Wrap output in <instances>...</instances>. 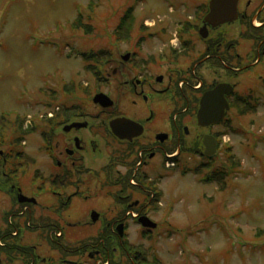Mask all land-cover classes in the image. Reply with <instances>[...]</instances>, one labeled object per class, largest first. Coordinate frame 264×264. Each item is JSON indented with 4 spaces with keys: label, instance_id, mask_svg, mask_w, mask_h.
I'll return each mask as SVG.
<instances>
[{
    "label": "rangeland",
    "instance_id": "374dc122",
    "mask_svg": "<svg viewBox=\"0 0 264 264\" xmlns=\"http://www.w3.org/2000/svg\"><path fill=\"white\" fill-rule=\"evenodd\" d=\"M209 1L0 0V119H5L0 129L7 135L5 141L21 145L22 140L26 141L25 146L17 145V154L13 152L15 158L22 159L21 154H25L36 157L40 165L46 161L40 135L58 107L71 109L74 106L80 111L82 103H89L91 111L96 113L92 99L99 92L111 94L112 100L117 101V85L107 87L101 80L107 68L112 74L114 66L107 67L110 59L96 63L91 59L86 61L83 55L118 54L116 36L120 24L126 28V33L135 36L143 32L137 23L147 18L150 25L161 24L160 28L168 27L169 33L175 34L186 21L197 16L199 8L202 12ZM250 1L252 10L258 0ZM262 21L252 19L256 32ZM242 31L244 28L236 22L223 27L219 33L227 41L237 40L238 52L243 57L253 51L252 64L260 43L252 47L253 43L241 41ZM193 39L196 42V37ZM155 45L152 41L148 48H157ZM124 51L121 49L119 56ZM263 65L264 59L252 70L253 74L251 71L250 75H240L234 80L241 94H246L248 87L258 89L254 110L240 114L232 108L228 122L216 129L222 134L219 151L216 162L208 166L215 164L216 170L225 172L224 180L220 181L219 177L217 181L208 182L204 175L193 173L202 163L207 166L208 161L188 147L177 157L175 166L169 160L161 164L158 157L148 160L145 170L149 178L157 181L156 190L160 195L151 184L146 197L135 195L134 200L139 202L138 211L145 207L152 209L146 217L157 224V228L147 232L138 219L126 214L123 254L101 257L99 263L86 261L88 259L82 262L78 259L77 263L106 264L108 260L110 264H140L145 256L148 264H264V78L260 79L264 76ZM162 107L166 108L165 104L158 111L160 119L165 121ZM21 126L25 135L20 131ZM190 128L188 141L204 133L196 125ZM99 146L104 152L94 154L93 160L90 156L96 168L107 162L111 152L102 142ZM226 147L240 163L236 172L226 168ZM175 153L170 152L169 158ZM138 155L135 154L134 166ZM39 164L36 167H40ZM22 168L18 173L21 174ZM118 170L123 173L122 169ZM205 170V174L210 172ZM134 214L138 218L145 216L137 211ZM82 215L77 213V248L91 243L92 238L98 243L105 235L100 222L88 226L90 218Z\"/></svg>",
    "mask_w": 264,
    "mask_h": 264
},
{
    "label": "flooded vegetation",
    "instance_id": "af4514ba",
    "mask_svg": "<svg viewBox=\"0 0 264 264\" xmlns=\"http://www.w3.org/2000/svg\"><path fill=\"white\" fill-rule=\"evenodd\" d=\"M243 2L240 0L237 21L244 28L241 41L253 43L252 47L260 43L252 64L253 51L243 57L238 52L239 42L227 41L219 33L222 28L208 29L207 38L201 37L199 29L204 26L201 8L175 34L169 33L168 27L160 28L161 24L150 25L147 18L137 23L143 32L135 36L126 33L120 24V50L108 60L107 66H114L112 74L107 68L102 77V84L107 87L117 85V101L113 100L112 108H103L93 101L96 113L89 103H82L80 111L74 106L58 107L40 135L46 157L41 165L36 157L25 154H21L22 159L15 158L13 152L17 154L16 147L21 144L0 141V264H80L78 259L99 263L101 257L123 254L125 236L119 235L118 228L127 226L126 214L137 211L140 216H149L152 211L146 207L138 211L139 202L134 200L135 195L146 197L151 184L155 190L158 187L145 170L148 160L158 157L161 164H166L170 152L176 151L181 156L187 147L206 157L207 135L214 138L218 153L220 135L216 129L221 125L208 129L199 126L201 98L218 85H231L233 92L225 96L230 104L225 120H229L237 98L253 99L258 92L248 87L247 93L241 94L234 80L253 74L252 70L264 59V0H258L252 10L250 0L245 6ZM253 18L263 20L256 33L251 28ZM152 41L157 48H148ZM123 48L124 54L119 56ZM163 104L165 121L158 111ZM116 119L123 120L125 125L132 123L126 130L128 139L121 140L111 131L110 123ZM195 125L204 133L188 141L190 127ZM21 142L26 145L25 140ZM100 142L111 152L107 162L96 168L90 156L93 160L94 154L104 152ZM135 154L139 155L134 166ZM38 164L40 167H36ZM131 169L135 171L128 182ZM77 213L90 218L88 226L94 225L92 216L97 214L96 222L105 231L98 243L92 238L91 243L77 248ZM106 264H110L108 260Z\"/></svg>",
    "mask_w": 264,
    "mask_h": 264
},
{
    "label": "water",
    "instance_id": "95a60500",
    "mask_svg": "<svg viewBox=\"0 0 264 264\" xmlns=\"http://www.w3.org/2000/svg\"><path fill=\"white\" fill-rule=\"evenodd\" d=\"M240 0H211L209 2V12L204 20V27L200 30V35L206 39L208 36V28L217 29L224 25H231L238 20V5ZM233 87L227 84L218 85L214 90L203 95L200 101V108L197 114L199 126L203 128L210 127L220 123L225 117L226 112L230 109L226 95L233 92ZM93 103L100 105L103 108H112L114 102L105 94H97ZM132 123L124 124L123 120L116 119L110 123V128L113 134L121 140L128 139L129 136L126 130L130 128ZM206 156L212 157L216 154L217 145L213 137H205ZM93 221H97V214H93ZM140 224L147 229L154 230L157 224L153 223L149 218L142 217L139 220ZM123 226L118 228V233L121 237L124 236Z\"/></svg>",
    "mask_w": 264,
    "mask_h": 264
},
{
    "label": "trees",
    "instance_id": "16d2710c",
    "mask_svg": "<svg viewBox=\"0 0 264 264\" xmlns=\"http://www.w3.org/2000/svg\"><path fill=\"white\" fill-rule=\"evenodd\" d=\"M207 13H208V4L206 6L204 5L203 11H202V18H204ZM252 30H253V32L256 33V31H255V29H253V27H252ZM116 39H117V41L120 40V30H118V32H117ZM108 54H109L108 52H102L101 54H95L94 55V54L91 53V55H86L85 54L83 56L85 57V60L86 61H90V59H91L92 62L99 63V60H102L103 61L102 63H104V61H105V59L107 57L109 59L113 58V56L111 54H109V55ZM102 63H100V64H102ZM93 69H94V73L96 75H98V71L95 70L96 68H93ZM100 78H101V75H99V79ZM254 101H255V98L253 97V99H252L251 96H248V97H245V98H237V100L234 102V104H232V106L234 108H236L240 112V114H248V113H250L251 111L254 110ZM4 121H5V119H0V125L1 126H2V124H3ZM226 122H228V121L223 122L222 125H224ZM21 128H22V126L20 127V131L22 132V129ZM3 130L0 129V141L1 142L7 136V135H5V131H3ZM22 135H25V134L22 132ZM221 135L222 134H220V136ZM224 152H225V155H226V163H227L226 164V168H228L229 170L235 171V172L238 171V169H240V163H237L234 160V157L232 156V152L230 151V148L229 147H226V150ZM216 157H213V158H205V157H203L205 160L208 161L207 164H206L207 166H204L205 163H202L201 166H199L193 173L200 174V175L201 174L204 175L203 176V178H205L204 180L205 181H208V182L217 181V178H219V177H220V181H223L224 178H225V176H226V173L223 172V171H220L219 169L216 170L215 164H213L212 166H208L209 164H212L213 162L214 163L216 162V159H217ZM174 161L177 163V159H175ZM205 169L209 170L210 172L207 173V174H205L206 173V170ZM132 177H133V174L132 173L128 175V182H129V180ZM157 193H158V191H157ZM158 195H160V193H158ZM136 260H138V258H136ZM146 260L147 259L144 256L143 257V261L140 262L138 260V262H140V264H148L146 262ZM149 264H156V262L155 263H149Z\"/></svg>",
    "mask_w": 264,
    "mask_h": 264
}]
</instances>
